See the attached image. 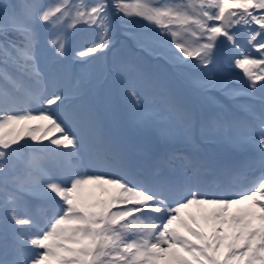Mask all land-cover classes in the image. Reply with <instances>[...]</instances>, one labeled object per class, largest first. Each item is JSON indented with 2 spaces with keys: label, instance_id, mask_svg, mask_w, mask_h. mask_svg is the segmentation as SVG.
I'll return each instance as SVG.
<instances>
[{
  "label": "snow or ice",
  "instance_id": "1",
  "mask_svg": "<svg viewBox=\"0 0 264 264\" xmlns=\"http://www.w3.org/2000/svg\"><path fill=\"white\" fill-rule=\"evenodd\" d=\"M0 264H264V0H0Z\"/></svg>",
  "mask_w": 264,
  "mask_h": 264
}]
</instances>
